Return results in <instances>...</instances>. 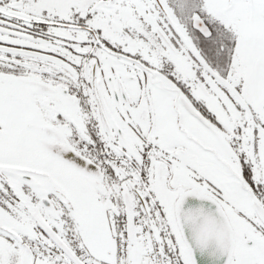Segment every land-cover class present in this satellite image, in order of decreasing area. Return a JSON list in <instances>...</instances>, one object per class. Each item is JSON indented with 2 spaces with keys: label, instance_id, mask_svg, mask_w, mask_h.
Listing matches in <instances>:
<instances>
[{
  "label": "flooded vegetation",
  "instance_id": "obj_1",
  "mask_svg": "<svg viewBox=\"0 0 264 264\" xmlns=\"http://www.w3.org/2000/svg\"><path fill=\"white\" fill-rule=\"evenodd\" d=\"M175 2L96 0L104 28L0 1V54L29 67L0 68V264H76L57 241L83 264H194L195 194L226 212L232 264H264V9Z\"/></svg>",
  "mask_w": 264,
  "mask_h": 264
},
{
  "label": "water",
  "instance_id": "obj_2",
  "mask_svg": "<svg viewBox=\"0 0 264 264\" xmlns=\"http://www.w3.org/2000/svg\"><path fill=\"white\" fill-rule=\"evenodd\" d=\"M46 148L61 159L63 157L73 164L76 163L74 156H63L62 152L51 148L50 145H46ZM255 207L264 224V207L258 203ZM177 215L178 224L192 253L194 264H232L237 249L235 231L226 212L217 201L202 194H195L190 199L185 196L177 205ZM42 225L49 231L46 224ZM50 234L57 239L52 231ZM57 242L76 264H83L64 242ZM248 244L252 245V242Z\"/></svg>",
  "mask_w": 264,
  "mask_h": 264
},
{
  "label": "rangeland",
  "instance_id": "obj_3",
  "mask_svg": "<svg viewBox=\"0 0 264 264\" xmlns=\"http://www.w3.org/2000/svg\"><path fill=\"white\" fill-rule=\"evenodd\" d=\"M6 7L16 6L22 13L30 15L36 19L44 20L46 22H62L63 18L72 19L71 14H79V16L83 19H87L88 21L92 20L94 25L101 26L106 28L108 25L113 22H118L110 19L108 16H105L104 21H97L95 15L84 17L83 12H86V8L88 6H92V4L96 0H24L20 1V3H16L17 0H0ZM176 1L175 5L180 10V12L187 13L190 7L195 6L189 0H171ZM208 1V0H207ZM218 1V0H215ZM253 0H221L219 5L225 8H231L233 14L241 13L244 8L252 7L253 5H257L259 10L264 9V0H258L257 3L253 4ZM252 2V3H251ZM214 4V3H213ZM218 4L212 5L219 6ZM117 6L116 1L114 7ZM128 6H124L121 8V15L126 14ZM33 59L26 57L24 61L28 64L29 61ZM0 68L7 71H22L27 70L29 67L26 65H16L11 63L4 54H0ZM10 71V72H11ZM50 71L54 72V69ZM48 76V75H47ZM49 77L58 80L59 83L62 84V73H55L54 75H49ZM260 82V80H259ZM9 84H6L4 80L0 79V94L9 96L10 92L6 89ZM264 95V94H263ZM264 97V96H263ZM54 102V101H53ZM234 124L231 125L230 129H234ZM73 182H76V179L72 180L68 186L70 187ZM69 209V208H67ZM243 228L244 224H242ZM245 247V246H241ZM245 250V249H244ZM248 250V249H247ZM45 264H56L54 261L52 262H44Z\"/></svg>",
  "mask_w": 264,
  "mask_h": 264
}]
</instances>
